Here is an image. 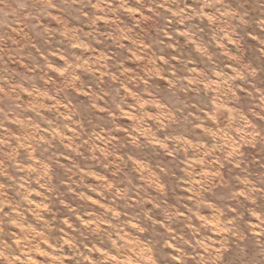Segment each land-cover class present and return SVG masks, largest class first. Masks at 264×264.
<instances>
[{"label": "rangeland", "instance_id": "obj_1", "mask_svg": "<svg viewBox=\"0 0 264 264\" xmlns=\"http://www.w3.org/2000/svg\"><path fill=\"white\" fill-rule=\"evenodd\" d=\"M0 264H264V0H0Z\"/></svg>", "mask_w": 264, "mask_h": 264}]
</instances>
